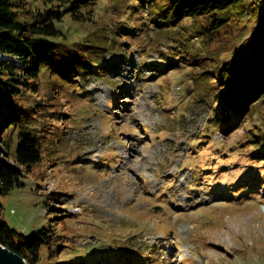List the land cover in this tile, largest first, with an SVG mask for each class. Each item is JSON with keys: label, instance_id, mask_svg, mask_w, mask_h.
<instances>
[{"label": "rangeland", "instance_id": "374dc122", "mask_svg": "<svg viewBox=\"0 0 264 264\" xmlns=\"http://www.w3.org/2000/svg\"><path fill=\"white\" fill-rule=\"evenodd\" d=\"M118 1L100 0L92 22L68 15L59 24L71 42L125 25L118 43L128 51H108L104 61L118 64L107 77L93 76L62 99L61 120L49 129L54 159L1 198L3 219L30 236L63 215L55 218L62 235L55 262L264 264V157L249 143L255 125L264 131V107L250 130L240 123L222 134L212 124L219 98L199 95L201 71L170 54L182 30L160 31L147 10L119 13ZM249 22L233 31L225 58L251 45ZM184 23L189 30L192 21ZM201 42L190 36L196 48ZM166 54L180 65L146 66L165 69ZM51 192L66 199L63 210H52Z\"/></svg>", "mask_w": 264, "mask_h": 264}, {"label": "trees", "instance_id": "16d2710c", "mask_svg": "<svg viewBox=\"0 0 264 264\" xmlns=\"http://www.w3.org/2000/svg\"><path fill=\"white\" fill-rule=\"evenodd\" d=\"M99 1L0 0V243L24 256L30 264L87 261H54L57 248L62 245L55 218L63 215H55L47 227L28 236L3 219L1 198L24 186L26 176L54 159L52 139L56 134L49 129L54 119L61 120L58 109L62 99L82 90L93 76L107 77L105 69L118 64L117 58L104 61L108 51L123 57L128 51L118 43L120 34H128L125 25L117 28L118 34L103 28L87 40L75 42L60 28L68 15L77 22L94 21ZM128 9L134 17L147 10L148 20L160 31L182 30L176 35L181 41L174 40L177 46L171 47L170 54L201 71L199 95L207 90V96L219 98L214 127L222 134L240 123L247 124V131L252 128L250 121H255L257 109L264 107V0L118 1L119 13ZM185 20L192 21L189 30ZM250 20L257 27L253 26V36L249 38L251 45L244 48L243 42L233 56L225 58V52L233 46V31L238 26L248 27ZM194 34L202 39L198 48L190 44ZM157 42L154 39L153 43ZM170 54L162 55L168 63L165 69L156 64L146 66L158 72L177 68L180 64L173 62ZM253 128L249 143L260 144L253 153L264 157V131L256 125ZM243 185L247 186L245 181ZM49 199L55 202L53 211L64 209L59 206L66 200L61 192H51ZM96 262L93 259L91 264ZM139 262H145L144 258Z\"/></svg>", "mask_w": 264, "mask_h": 264}, {"label": "water", "instance_id": "95a60500", "mask_svg": "<svg viewBox=\"0 0 264 264\" xmlns=\"http://www.w3.org/2000/svg\"><path fill=\"white\" fill-rule=\"evenodd\" d=\"M0 264H30L27 259L16 251L0 243Z\"/></svg>", "mask_w": 264, "mask_h": 264}]
</instances>
